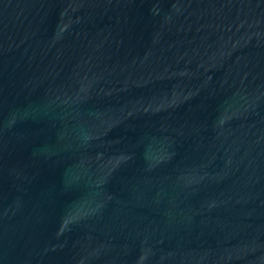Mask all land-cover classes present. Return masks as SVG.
<instances>
[{
  "label": "water",
  "instance_id": "water-1",
  "mask_svg": "<svg viewBox=\"0 0 264 264\" xmlns=\"http://www.w3.org/2000/svg\"><path fill=\"white\" fill-rule=\"evenodd\" d=\"M0 264H264V0H0Z\"/></svg>",
  "mask_w": 264,
  "mask_h": 264
}]
</instances>
